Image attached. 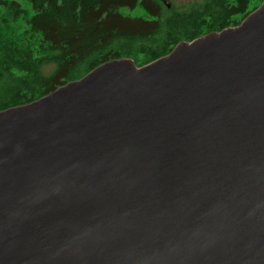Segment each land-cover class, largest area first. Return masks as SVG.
I'll return each instance as SVG.
<instances>
[{
    "label": "water",
    "instance_id": "1",
    "mask_svg": "<svg viewBox=\"0 0 264 264\" xmlns=\"http://www.w3.org/2000/svg\"><path fill=\"white\" fill-rule=\"evenodd\" d=\"M0 264H264V0L0 111Z\"/></svg>",
    "mask_w": 264,
    "mask_h": 264
},
{
    "label": "trees",
    "instance_id": "2",
    "mask_svg": "<svg viewBox=\"0 0 264 264\" xmlns=\"http://www.w3.org/2000/svg\"><path fill=\"white\" fill-rule=\"evenodd\" d=\"M260 3L262 0H259ZM253 0H0V111L34 102L111 60L141 67L180 42L239 25Z\"/></svg>",
    "mask_w": 264,
    "mask_h": 264
},
{
    "label": "rangeland",
    "instance_id": "3",
    "mask_svg": "<svg viewBox=\"0 0 264 264\" xmlns=\"http://www.w3.org/2000/svg\"><path fill=\"white\" fill-rule=\"evenodd\" d=\"M198 1L200 0H163L164 3L169 2L170 3L169 8L171 9L173 8L174 10H185ZM19 2L22 3V0H19ZM258 4H260L259 0H253L252 5H258Z\"/></svg>",
    "mask_w": 264,
    "mask_h": 264
},
{
    "label": "flooded vegetation",
    "instance_id": "4",
    "mask_svg": "<svg viewBox=\"0 0 264 264\" xmlns=\"http://www.w3.org/2000/svg\"><path fill=\"white\" fill-rule=\"evenodd\" d=\"M162 2H163V0H162ZM164 3V2H163ZM167 7V6H166ZM167 8H169V7H167Z\"/></svg>",
    "mask_w": 264,
    "mask_h": 264
}]
</instances>
